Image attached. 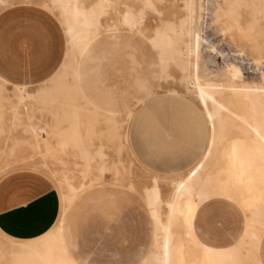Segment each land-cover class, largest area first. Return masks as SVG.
Here are the masks:
<instances>
[{
  "label": "rangeland",
  "instance_id": "obj_1",
  "mask_svg": "<svg viewBox=\"0 0 264 264\" xmlns=\"http://www.w3.org/2000/svg\"><path fill=\"white\" fill-rule=\"evenodd\" d=\"M98 1L83 0V7H95ZM127 3L133 5V8L138 7L136 2L128 0ZM182 3L181 0H162L158 7L163 14L168 13L171 21H177L183 14ZM6 4L9 5L0 7V82L6 81L0 97L6 100L5 103L11 104L15 102L12 90L15 86L23 89L24 94L36 95L54 76L62 75L67 80L70 77L62 74L61 68L67 42L65 25L58 10L59 4L53 0H6ZM203 7L208 11L210 5L204 3ZM238 8L242 23L248 18L249 8L244 5ZM105 9V15L100 18L102 28L93 44L97 43V48H103L104 44V48H126L123 52L131 53L137 62H141V51L144 49L145 53L147 48L144 41L124 29L115 32L126 39L110 41L111 31L106 26L115 22L117 14L107 7ZM121 9L122 7L119 8ZM154 17L146 11L141 26L145 28L144 25H147L148 35L155 27ZM207 23L208 18L204 14L202 36L214 49L207 63L209 70L219 73L229 62L232 67L241 69L246 82L258 83L260 71L251 63L250 58L253 55L248 50L250 45L237 35L239 30L228 23L223 29L229 25L230 29L222 36L217 27H208ZM110 43L112 47H109ZM237 50L243 51L240 57L234 56ZM203 53L208 54L207 51ZM123 67L125 82L121 86L130 92L127 84L131 81L132 73L129 71L126 57H123ZM140 67L142 68L143 64ZM165 81L164 87L180 91V87L169 78ZM165 95V92L157 95L156 101L144 107H138L140 101L131 109L133 112L130 115H126L124 111L83 110L89 109L83 102L90 101L84 95L79 96L80 98L46 100L75 103L62 106L64 109L59 115L56 112L46 113L36 106L32 112L19 107V116L23 121L15 128L9 124L11 115L0 113V146L16 155L9 159L14 162L1 173L0 198H12L18 204H26L39 197H53L54 222L59 214L57 193L60 196V192L56 191L57 180L76 186L79 183L90 184L89 189L78 194L67 212L61 207L55 229L45 236L28 240L10 237L0 231V264H46L48 259L59 262L60 255L53 256L50 247L55 245L54 237L65 212L64 225L75 245L74 258L70 247H67L65 236L64 243L74 264H81V261H84V264L138 263L139 258L149 248L151 239V226L142 197L153 183L152 178H159L161 204L164 205H160V213L165 217V202L170 198V178L182 174L190 167H196L200 155L207 149L220 152V148H215L210 143L209 132L196 105L186 99ZM77 106L83 109H78ZM58 116L69 117L83 126L78 132L79 135L75 134L81 145L83 144L82 147L93 153L99 150L103 152L104 157L93 159L97 163V166L92 164L93 171L82 174L84 164L77 158L79 147L69 142V136L73 134L71 130L62 132L46 126L51 121H56ZM29 117H33L31 123L37 126V129H43V132H36V137L32 140H29L30 133L27 131ZM61 132L69 138L63 144L55 142V135ZM233 133L237 141V154L256 155L255 160H262L264 143L246 129L235 130ZM261 134L264 136V131ZM46 151H51V157L44 155ZM36 152H39L38 155ZM100 165L107 173L96 171ZM203 166L206 170L213 171L210 175H217L222 171H229L232 162L228 158L218 156L216 160L208 161ZM103 182L106 184L100 187ZM245 183L247 185L248 180ZM259 184L264 188L263 183ZM94 187L110 192L109 201L91 203L88 196ZM253 200L258 207L260 202L256 198L249 199L251 203ZM196 216L213 243L218 246H224L239 237L241 220L246 218L240 206L223 198L200 205L194 213L193 221ZM263 237L264 235L255 238L250 234L245 240L249 246H258ZM73 247L72 245L71 249ZM245 264L254 263L248 260Z\"/></svg>",
  "mask_w": 264,
  "mask_h": 264
},
{
  "label": "bare ground",
  "instance_id": "obj_2",
  "mask_svg": "<svg viewBox=\"0 0 264 264\" xmlns=\"http://www.w3.org/2000/svg\"><path fill=\"white\" fill-rule=\"evenodd\" d=\"M127 1L99 0L95 7L85 9L83 0H53L59 4L58 10L65 25L67 42L64 60L60 65L62 74H67L70 80L62 75H56L36 95L24 94L23 89L20 90L15 86L11 88L15 102L8 104L0 97V113L11 115L12 119L8 123L15 128L23 121L19 116V107L32 112L33 107L36 106L46 113L56 112L59 115L64 109L62 106L75 102L47 101L80 98L79 96L82 95L87 98L80 85L79 62L87 48L97 39L102 28L100 18L105 15L107 7L117 14L115 22L106 26L111 31L110 41L126 39L115 32L124 29L140 37L156 56L155 86L148 95L144 96L138 107L156 101L158 99L156 96L164 92L167 96L189 100L200 110L204 126L210 135V143L215 148H220V152H211L207 149L200 155L196 167L185 168L182 174L170 178V198L165 202L167 212L164 218L160 213V205L163 204H161L162 195L158 185L159 178L156 179L155 176L152 178L153 183L145 191L142 199L151 213L158 236L154 244L155 252L143 264H245L248 260H252L254 264H263L260 262L261 243L258 246H249L245 239H248L250 234L255 238L264 235V188L259 184V182L264 184V154L260 161L255 160L254 154V156L237 154V141L233 132L246 129L252 132L253 137L264 143V136L261 134L264 131V0H181L183 14L176 19L177 21L174 19L171 21L168 13H162L161 8L158 7L162 0H130L138 3L136 8ZM204 3L210 5L208 11L203 7ZM8 5L6 0H0L1 8ZM240 5L249 8L248 18L242 23L237 12ZM146 11L153 14L156 20L155 27L151 29L149 35L146 32L147 25H144L145 28L141 26ZM204 14L208 18V27H217L222 36L230 29V25L223 29L228 23L239 30L237 35L250 45L248 50L253 55L250 58L251 63L260 71L258 83L246 82L241 69L232 67L229 62L219 73L209 70L207 63L214 49L202 36ZM108 45L113 46L111 43ZM204 51L208 54L205 55ZM242 53V50H237L234 56L240 57ZM168 78L180 87V91L163 86ZM5 83L6 81L0 84V94ZM83 103L89 109H83L81 106L77 108L92 112L103 111L91 101ZM71 109L73 108H69ZM132 112L133 110L124 111L126 115ZM58 117L56 121H51L46 126L62 132L67 130L73 132L69 136L71 139L62 132L56 134L55 142L63 144L69 139V142L79 147L77 158L84 164V170L81 172L89 173L93 165L97 164L93 159L104 157L103 152L99 150L93 153L82 147L83 144L81 145V141L76 136L83 126L69 117ZM32 118H28L29 140L35 139L36 132H43L42 128L37 129V126L31 123ZM38 153L36 152L37 155ZM44 155L51 157L52 153L46 151ZM14 156L16 157L14 152L6 151L0 146V176L3 170L14 162L9 160ZM218 156L230 159L232 168L227 172L210 175L213 171L206 170L203 165L208 161L216 160ZM100 166L96 171L105 173V168ZM203 172L205 175H199ZM246 180H248L247 185ZM56 184L63 194L65 211L74 203L79 193L90 187V184L79 183L76 186L61 180H57ZM216 198H223L240 206L246 214L241 236L234 245L223 248H214L210 244L203 243L198 238V236L201 238V228H198L196 233L193 227L196 209ZM253 198L260 202L258 207L256 201L253 200L252 203L249 201ZM54 244L50 247V253L53 256L60 255V260L56 262L48 259L46 264H74L64 246L61 227L54 237Z\"/></svg>",
  "mask_w": 264,
  "mask_h": 264
},
{
  "label": "crops",
  "instance_id": "obj_3",
  "mask_svg": "<svg viewBox=\"0 0 264 264\" xmlns=\"http://www.w3.org/2000/svg\"><path fill=\"white\" fill-rule=\"evenodd\" d=\"M97 45L98 44H92L89 48H87L86 52L83 54L79 62L80 85L84 94L94 105L103 110L123 112L125 110L133 109L144 98V96H146V94L148 95L151 92V90L154 88L153 86H155L156 56L151 52L149 48H145V53L144 49H142L141 51V62H137L135 57L131 53L123 52L126 48H97ZM123 57H126L128 59L129 71L132 73L131 81L127 84L128 88L131 89L130 92L126 88L121 86V84L125 82L122 75L124 70ZM141 64H143L142 68L140 67ZM136 68H139V70H137ZM145 89H147V91ZM105 184L106 183L104 182L101 183L100 187ZM91 189L92 191L88 196V200L91 203L97 204L103 200L109 201V198H111L110 192H106L102 188L96 189V187H94ZM57 190L60 192V196L57 193L59 214L54 222L53 197H39L29 201V203L26 204H18V202L12 198H0V231L10 237L33 240L35 238H41L45 236L52 229L54 230L57 225L58 219L60 218L61 207H63L64 209L63 194L61 193L58 186L56 191ZM71 206L72 205H70L67 210ZM144 207L147 211L149 224L151 226V239L149 248L139 258L137 264H143L155 252L154 244L158 236L157 231L155 230L151 213L145 205ZM64 216L59 221L58 229L60 227L62 228L63 226V242H65V236L67 247H70V252L73 257L75 245L66 231L64 225ZM161 217L164 218V215L161 214ZM197 218L198 217L196 216L193 221V227L196 233L197 229L201 228V238L197 234L199 240H201L203 243L210 244L214 248H223L234 245L243 231L242 218L240 236L236 239H233L232 242L224 246H218L213 243L212 239L208 236L203 226L200 225ZM260 243V259L264 264V237L260 241ZM72 245L74 246L73 249H71ZM64 246L67 250L65 243ZM81 264H84V261H81Z\"/></svg>",
  "mask_w": 264,
  "mask_h": 264
}]
</instances>
